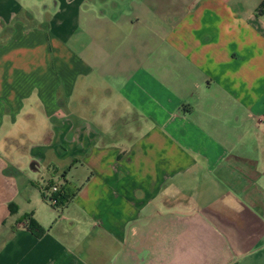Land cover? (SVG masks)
<instances>
[{"label": "crops", "instance_id": "1", "mask_svg": "<svg viewBox=\"0 0 264 264\" xmlns=\"http://www.w3.org/2000/svg\"><path fill=\"white\" fill-rule=\"evenodd\" d=\"M43 1L0 0V264H264V0Z\"/></svg>", "mask_w": 264, "mask_h": 264}, {"label": "rangeland", "instance_id": "2", "mask_svg": "<svg viewBox=\"0 0 264 264\" xmlns=\"http://www.w3.org/2000/svg\"><path fill=\"white\" fill-rule=\"evenodd\" d=\"M59 1L60 0H44L41 4L38 5V9H40L43 12V15H44L43 19L47 20L51 18L50 15L52 16L56 15L55 14L56 3H58ZM65 1L68 2V0H65ZM134 1L136 0H82V1L77 2L76 5H79V6L76 7L77 11L75 12V14H77V12L79 13L80 11L81 16H82V21H83L78 28V32L94 33L96 31L97 25L95 24L89 25L87 22H84L86 20L85 18L88 16L94 18V17L103 16V13L109 16H114V17L117 15H125V14L130 15L131 13L130 6L132 2ZM114 6H117V8L115 9ZM69 14L71 15L70 12ZM3 145H4V141L0 142V153L5 154V150H3ZM30 145H31L30 143L24 142V148L22 147V149H19L17 151L14 150L12 154L8 153L7 156L10 160L21 163V166L24 167L28 176L33 181L42 183L44 180L47 179V169L44 167H41L40 169H38L37 172L32 171L31 164L33 160L30 159L27 151H23L24 149L28 150ZM83 177H84V173L80 169L77 172L74 170L71 173H68L67 175V179L72 181L73 184L72 183L71 184L74 185L75 187H80V183H81L80 181H82L81 179ZM63 183L65 184V182ZM46 203L49 205V208L51 210H54V211L59 210V212L62 211L61 209L63 207L61 206L52 207L48 201H46Z\"/></svg>", "mask_w": 264, "mask_h": 264}, {"label": "trees", "instance_id": "3", "mask_svg": "<svg viewBox=\"0 0 264 264\" xmlns=\"http://www.w3.org/2000/svg\"><path fill=\"white\" fill-rule=\"evenodd\" d=\"M264 8V3L261 4L259 10L257 11L258 14H262V10ZM50 186H47L44 188L43 190V198L45 199V201L49 202V198L47 197L45 191L49 188ZM55 198H57L58 203L56 205H52V207H63L65 202L67 201L68 197L66 195H64L63 190L60 189L59 192L56 194ZM11 209H12V205H11ZM27 222H28V229L30 231H32L33 234H35L36 236L40 237L44 231L43 229L39 226L38 223H36L33 219L29 217L26 218Z\"/></svg>", "mask_w": 264, "mask_h": 264}, {"label": "built area", "instance_id": "4", "mask_svg": "<svg viewBox=\"0 0 264 264\" xmlns=\"http://www.w3.org/2000/svg\"><path fill=\"white\" fill-rule=\"evenodd\" d=\"M60 188L58 186H50L46 191V195L49 198V203L52 205H56L58 203L57 198H55L56 194L59 192Z\"/></svg>", "mask_w": 264, "mask_h": 264}]
</instances>
